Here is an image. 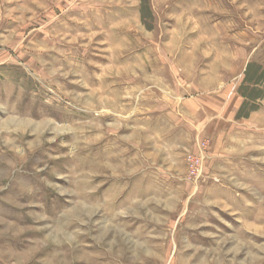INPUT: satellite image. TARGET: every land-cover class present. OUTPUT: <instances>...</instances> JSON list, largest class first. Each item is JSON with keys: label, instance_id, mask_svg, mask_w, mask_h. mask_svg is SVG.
I'll list each match as a JSON object with an SVG mask.
<instances>
[{"label": "rangeland", "instance_id": "374dc122", "mask_svg": "<svg viewBox=\"0 0 264 264\" xmlns=\"http://www.w3.org/2000/svg\"><path fill=\"white\" fill-rule=\"evenodd\" d=\"M0 264H264V0H0Z\"/></svg>", "mask_w": 264, "mask_h": 264}, {"label": "built area", "instance_id": "2783aa9c", "mask_svg": "<svg viewBox=\"0 0 264 264\" xmlns=\"http://www.w3.org/2000/svg\"><path fill=\"white\" fill-rule=\"evenodd\" d=\"M190 158L192 159V157H190ZM191 159H190V160H191ZM192 173H194V171H192Z\"/></svg>", "mask_w": 264, "mask_h": 264}]
</instances>
